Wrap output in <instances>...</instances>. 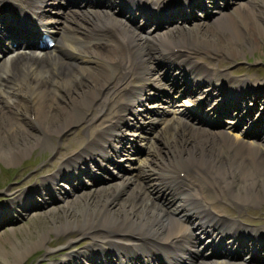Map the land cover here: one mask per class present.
I'll use <instances>...</instances> for the list:
<instances>
[{
  "label": "bare ground",
  "instance_id": "1",
  "mask_svg": "<svg viewBox=\"0 0 264 264\" xmlns=\"http://www.w3.org/2000/svg\"><path fill=\"white\" fill-rule=\"evenodd\" d=\"M147 1L152 5L161 1L159 5L165 3L167 6L165 0H105L106 5L101 0H0V45L8 40L5 29L15 31L16 37L0 48V159L14 163L33 146L40 145L45 150L49 140L53 149H59V154L63 152L66 156L43 179L44 189L28 186L12 195L9 203L0 204L17 207L15 211L20 214L22 209L34 208L35 202L30 195L38 193L45 198L42 207L50 208L54 200L62 201L49 213L63 214L61 219H53L49 229L30 243L23 245L8 237L5 240L10 247H7L0 241V264H22L31 250L46 245L51 232L71 235L75 229L79 235L96 239L98 248L92 252L82 251L80 256H75L73 251L47 264H136L132 263V254L126 252L129 246L133 248L127 251L141 249L142 255L147 257L152 249L138 244L134 240L137 236L154 250L160 248L162 252L178 253L179 257L183 254L193 258L196 254L194 264H264V261H255L252 254L250 258L201 256L204 251L199 240L204 231L213 230L211 202L220 209L218 201L224 196L238 208L264 201V131L252 134L254 127L246 130L252 124L251 119L264 124V113L253 118L264 98L255 97L259 90L251 83L263 78L248 75L237 78L232 70L227 73L219 67L214 68L219 69L214 76V71L211 72L204 62L190 66L196 58L188 60L194 53L221 58L222 51L229 60L236 59L230 53H234L238 44L243 49L245 41L254 48L255 41L264 37V0L238 1L234 6L232 4L237 1L231 0L232 10L220 7L214 10L219 11L218 16H200L204 21L198 20L195 28L192 22L180 20L182 6L175 5L172 13L160 14L159 11L160 17L156 20L146 9ZM134 8H140L144 20L138 21ZM167 16L173 18L168 20ZM209 18L212 21L205 22ZM108 24L119 25L124 32L117 35L116 45L125 35L132 41L133 58L119 45L120 51L115 53L114 45L104 40L102 31L110 28ZM153 24L155 29L151 27ZM252 25L257 29L250 28ZM48 32L57 38L53 47L43 46L37 38ZM22 34H35L36 38L20 41ZM173 50L184 56L177 65L181 79L193 77L200 85L198 95L209 99L210 111L215 112L216 106L228 110L229 103L240 110L230 125L218 129L198 127L186 118L188 115L179 114L189 111L185 102L168 108L163 91L175 84L172 74L164 76L166 68L170 67L165 57L168 52L176 54ZM134 74L138 77L133 78ZM224 80L236 89L229 96L230 88L219 86ZM261 83L264 80L258 85ZM115 84L120 89L129 85L137 95L128 97L124 92L120 99L126 98L125 104L109 118ZM206 85L213 88L206 91ZM260 89L264 91V85ZM149 90L156 91L161 99L148 101ZM219 91L221 100L212 99L211 92ZM242 94L251 99L241 101ZM214 101L217 103L213 105ZM146 104L155 106L143 109ZM126 111L127 115H122ZM168 111L174 113L156 126L154 135L144 138L143 130L153 128L151 121ZM107 116L105 128L90 131L93 120L96 122ZM137 118L143 119V123L137 122ZM104 121L106 118L102 119ZM239 121L244 129L236 128ZM80 122L86 124L83 129L89 137L87 143L70 154L69 146L61 147V142L57 144L53 139H62L66 131ZM136 142L147 147L145 154L137 153ZM117 151L122 155L120 166H124L123 169L117 167L118 177L108 169V165L115 167L118 163L112 161ZM191 166L199 170L197 177L190 174ZM86 170L90 177L82 181ZM178 171L184 172V183L191 188H212L215 200L210 193L203 205L199 203L204 199L200 193L199 201L193 200L182 182L174 180ZM188 176L192 179H187ZM203 176L204 179L200 178ZM64 183L70 187H64ZM47 195L51 199H46ZM221 211L220 219L229 223V230L242 226L243 222ZM14 218L16 215L12 213L4 220ZM219 228V232L227 231L223 225ZM93 229L95 231L90 232ZM12 230L14 232L15 228ZM118 230L122 236L116 233ZM128 236L136 243L119 241ZM72 238L74 236L69 243ZM102 242L114 249L117 245V250L124 248L126 253L121 255L119 250L115 254L120 259L115 261L114 253L103 251Z\"/></svg>",
  "mask_w": 264,
  "mask_h": 264
},
{
  "label": "rangeland",
  "instance_id": "2",
  "mask_svg": "<svg viewBox=\"0 0 264 264\" xmlns=\"http://www.w3.org/2000/svg\"><path fill=\"white\" fill-rule=\"evenodd\" d=\"M240 2H246V0H240ZM230 9L232 10V8ZM211 21L212 20H207L205 22ZM252 21L253 19L250 20V22ZM196 22L198 21L192 22L193 28L196 27ZM250 28H252L253 30L257 29L253 25ZM255 42L256 46L254 48L250 47L251 43L249 41H245L243 49L239 44L235 46L237 48L234 49V53L230 54H233V56L237 58L234 60H229L228 62H226V60L229 59V56L226 55L224 51L221 52V54L223 55L220 54L221 58L208 57L205 59H201V57L203 58V55L200 54H195V57L203 60L207 65L209 63L216 65L215 63L217 61H219V66L229 65L228 67L232 68L233 75L236 76L253 75L257 78H263L264 37H262L261 39L258 38V40ZM114 49L115 53H119L120 50L118 49V46ZM258 82L260 81L253 82V85L258 84ZM115 92V89H112L111 94H114ZM119 98L120 95L113 96L110 104L111 109H115L114 103ZM261 104L262 105L260 107L263 108L264 103ZM105 110H102V112L104 113ZM110 113L112 114L114 112L111 110ZM89 116H91V114ZM104 118L106 117H102L96 122H94L93 120L92 124L90 125V131L97 128H105L107 121L102 122V119ZM94 123L98 124L94 125ZM85 125L86 124H84L83 122L79 123V125L74 127V129L72 128L66 131V134L68 136L64 135L62 136V139H53V141L57 144L60 141L61 147L69 146L71 149L70 154L75 153L76 147L80 146L81 148L84 143H87L89 134L86 133L83 129V127H86ZM79 134L81 135V137L78 136ZM33 140L31 139L32 142ZM51 143L52 141L50 140L47 142L45 150L40 145L33 146L32 149L26 152L20 159L16 160L14 163H10V161H6L5 159H0V204L9 203L12 195L19 194L20 191L28 186L34 185L35 189L40 190L44 188V185L41 184L43 183V179L48 177V175L51 174L66 157L63 155V152L59 154V149H53ZM49 166L51 167L50 169H48ZM109 169L114 170L115 172L118 171L117 167H112V165L109 167ZM88 177L90 176L85 174V177L82 178V181H88ZM64 187L69 188L70 184L64 183ZM47 196L48 197L46 198L50 197V195ZM30 198H32L37 205L31 209H23V213L19 214L18 217L14 218L12 221L4 219H9L11 213H17L18 210L15 211L17 207L13 208L9 205H6L4 207L0 206V241H2V243L7 247H10V243L5 240L6 238L9 237L13 238L14 240L16 239L17 241L23 243V245L26 243H30L32 240L37 239L41 232L49 229V226L52 223L53 219L58 220L63 217V214L61 212L54 215H51V213H49V210L54 209V207L60 206L62 201L59 202L54 200L49 208L42 207L43 201L45 200L42 195H38V193H32V195H30ZM214 198L215 197L213 192L212 199ZM218 202L222 210H225L232 215L238 213L240 214V218L246 215L245 219L250 222H248L250 225L264 226V201L257 204L251 203L240 209H238L237 206L229 203L226 200V197L220 199V201ZM115 207L118 208V205H115ZM12 228H15L14 232ZM77 232V229H75V231L71 235L67 232L63 234L51 232V238H47L46 245L41 248H37L36 250H31L28 256L23 260L22 264H47L53 260L51 258H61L64 254H67V252L69 251H73L75 248L78 250H83L85 247V249H87L88 251L91 250L90 244H94L95 242H93V240L95 241V239H92L89 235H79V233ZM71 236H74V238H72L73 240L71 241V243H69L68 241L70 240ZM121 239L128 241V239L130 238L122 237Z\"/></svg>",
  "mask_w": 264,
  "mask_h": 264
}]
</instances>
